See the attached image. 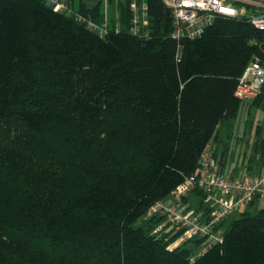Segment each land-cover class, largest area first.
Returning <instances> with one entry per match:
<instances>
[{"label": "trees", "instance_id": "trees-1", "mask_svg": "<svg viewBox=\"0 0 264 264\" xmlns=\"http://www.w3.org/2000/svg\"><path fill=\"white\" fill-rule=\"evenodd\" d=\"M64 1L104 21L103 0ZM120 1L100 37L48 0H0V264H264V207L223 221L201 254L142 219L238 116L264 30L221 15L179 41L162 0H147L138 36ZM248 105L264 110V86Z\"/></svg>", "mask_w": 264, "mask_h": 264}, {"label": "built area", "instance_id": "built-area-1", "mask_svg": "<svg viewBox=\"0 0 264 264\" xmlns=\"http://www.w3.org/2000/svg\"><path fill=\"white\" fill-rule=\"evenodd\" d=\"M56 11L74 15L78 22L96 31L100 37L108 34L111 0L104 2V21L73 12L64 0H48ZM117 3L120 0H114ZM131 12L130 31L148 36L149 3L147 0H127ZM170 9L172 37L176 40L196 39L219 16L245 18L253 26L264 30V1L260 0H162ZM119 16H116L118 20ZM120 29L119 24L115 30ZM264 86V61L255 56L239 79L235 96L244 102L259 96ZM202 195L191 197L192 191ZM264 201V172H241L227 175L222 171L220 158L208 145L203 151L198 171L179 184L168 198L156 201L143 216L144 222L154 221L152 234L175 238L174 246L190 239L201 241L196 254H201L221 243L224 238L223 221L237 210L248 208L255 201Z\"/></svg>", "mask_w": 264, "mask_h": 264}, {"label": "rangeland", "instance_id": "rangeland-1", "mask_svg": "<svg viewBox=\"0 0 264 264\" xmlns=\"http://www.w3.org/2000/svg\"><path fill=\"white\" fill-rule=\"evenodd\" d=\"M97 1L98 0H91L90 4H94ZM119 4H121V1L117 3L111 0L107 9L110 16H120ZM76 5H78V0L76 1ZM217 139H219V145L221 142L224 144L223 147L219 148L220 152H222V154L220 153L221 156H224L226 146L228 147L227 150H229L233 156V164L230 163L231 166L233 165L232 167L237 168V164L240 163L241 159L245 166L252 164L251 170H254L252 174L257 173L259 166L262 164L264 165V146L261 145L264 142V110L258 106H249L248 103H243L236 118L233 120H225L221 124ZM231 155H228V158H230ZM262 207H264V201L257 200L252 205L248 206V209L251 212H255ZM243 209L245 208L237 210L225 225L227 226L231 220L236 219Z\"/></svg>", "mask_w": 264, "mask_h": 264}, {"label": "crops", "instance_id": "crops-1", "mask_svg": "<svg viewBox=\"0 0 264 264\" xmlns=\"http://www.w3.org/2000/svg\"><path fill=\"white\" fill-rule=\"evenodd\" d=\"M247 103H250V102H247ZM218 142H219V139L213 140L211 142L210 146H211L212 150L216 153V155L220 158L221 163H222V171H223L224 174L237 175V174H239L241 172H246V173H249V174L254 173V170H251L252 164L245 166V165H243L241 159H240V163L237 164V168L232 167L233 165L231 166V164H233V162H232L233 156L231 155L230 151L227 150L228 147L225 145L226 146L225 147L226 152H225L224 156L222 157L221 156L222 152H220L219 148L223 147L224 144L221 142V144L219 145ZM228 155H231V157L228 158ZM261 172H264V165L263 164L261 166H259V170L257 171V173H261ZM257 173H255V174H257ZM230 218H231V216L228 219H230Z\"/></svg>", "mask_w": 264, "mask_h": 264}, {"label": "water", "instance_id": "water-1", "mask_svg": "<svg viewBox=\"0 0 264 264\" xmlns=\"http://www.w3.org/2000/svg\"><path fill=\"white\" fill-rule=\"evenodd\" d=\"M165 12H166V19L169 20L170 19V9L169 8H166L165 9ZM247 102H252V100H248Z\"/></svg>", "mask_w": 264, "mask_h": 264}]
</instances>
